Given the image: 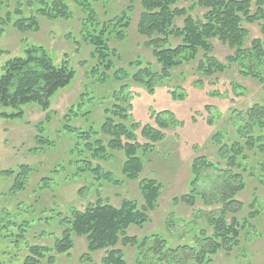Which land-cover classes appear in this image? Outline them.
Listing matches in <instances>:
<instances>
[{"label": "rangeland", "instance_id": "rangeland-1", "mask_svg": "<svg viewBox=\"0 0 264 264\" xmlns=\"http://www.w3.org/2000/svg\"><path fill=\"white\" fill-rule=\"evenodd\" d=\"M196 1L178 0L174 6L186 10L193 18L201 17L204 10L197 7L191 9ZM128 4L125 0H111L104 6L101 3H94L93 6L98 21L102 23L120 14ZM68 5L72 18L54 21L40 19L38 32L20 33L10 25L1 28L0 50L7 54L0 56V74L7 60L22 57L25 49L34 45L42 47L55 65L66 61L74 77L69 86L53 95L46 111L36 104L15 109L0 108V113H22L15 118L0 116V171L14 170L17 173L20 166L29 167L24 189L10 196L9 188L14 175L0 176V193L6 195L4 199L0 198V208L11 213L18 206V213L13 216L15 223L23 219L35 220L25 233L24 243L53 248L61 240L62 232L68 229L66 220L73 210L82 212L97 201L117 208L123 200H129L142 207L144 200L140 181L154 180L161 187L160 196L154 209L147 212L148 221L142 227L130 226L125 234L138 239L159 234L173 249L192 245L198 227H205L203 219L198 217L217 208L206 207L200 200L193 205L179 200L189 192L192 162L205 157L216 167L225 169L217 154L218 147L212 143L211 137L220 131L225 139L224 144H230L236 139L235 127L251 113V109L264 111V82L261 84L257 79L239 72L241 67L248 69L246 62L240 68L232 63L224 71L208 78L198 74L195 71L196 63L191 62L170 70L167 78L160 83L155 81L158 85L150 92L132 77L144 68L154 72L161 70L151 49L145 46L146 39L136 32L141 13L138 0L133 3L131 23L125 30L124 38L118 40L111 36L109 40L114 56L109 58L110 67L105 69L97 58H91L92 49L81 36V30H84L81 23L85 15L75 5ZM183 20L175 18L174 27H182ZM241 28L246 31L242 49L251 48L256 40L264 48L260 22L249 24L243 21ZM168 42L169 47L175 48L179 39L171 37ZM211 46L210 55L222 65L227 64V58L233 55L234 50L218 40H212ZM201 56L202 52L198 59ZM255 65L249 71L258 69L257 74L264 81V62H256ZM198 81L202 85L197 86ZM212 82L214 86L209 85ZM171 91L182 99H172ZM214 92L218 96L210 94ZM161 111L171 112L180 124L167 129L165 138L152 146L151 150L141 148L137 151L136 156L140 158L143 170L138 180L129 181L121 173L126 158L124 150L110 147L109 140L117 137L113 130H106L105 125L108 122L112 126L125 127L143 147L147 140L141 136V129L145 125L155 127L149 114ZM263 116L256 115L252 122L259 118L263 123ZM133 125H137V128L134 129ZM258 134L256 130L254 135ZM45 140L48 144L43 142ZM121 140L125 142L123 137ZM244 153L248 156L247 167L253 177L243 175L245 190L235 199L242 202L245 208L236 217L247 218L250 235L244 237L242 232L238 247L229 254H218L208 264H264V154L257 149L244 150ZM96 169L100 171L95 172ZM220 176L219 171L204 169L197 192L212 196V191L219 186ZM250 212H254L255 216L249 217ZM193 221L198 226H188ZM192 229L194 231L190 233ZM206 232L210 233V230L206 229ZM70 241L72 246L64 254L51 251L39 264L101 263L104 250L89 253L85 238L73 234ZM115 249L123 251L126 264H137L134 248L118 243ZM10 251L9 254L0 253L2 264H8V255L17 257L18 261L28 255L24 251ZM172 256L156 264H193L190 257L185 259L180 252L178 263L177 259L172 262ZM145 263H155L150 253Z\"/></svg>", "mask_w": 264, "mask_h": 264}, {"label": "trees", "instance_id": "trees-1", "mask_svg": "<svg viewBox=\"0 0 264 264\" xmlns=\"http://www.w3.org/2000/svg\"><path fill=\"white\" fill-rule=\"evenodd\" d=\"M109 1L111 0H0V31L3 26L10 25L20 33L38 32L40 19L54 21L72 18L73 14L68 4H73L86 17L81 23L84 28L83 31L81 30V36L92 49L91 58H97L103 69L109 68V58L114 56V51L109 47V40L111 36L118 40L124 38L125 30L131 23L130 17L135 0H125L129 4L120 14L100 23L93 4L101 3L104 6ZM177 1L138 0L141 13L138 16L136 32L146 39L145 46L151 49L161 70L154 72L144 68L132 75L135 82L146 86L151 92L154 86L158 85L157 83L169 76L170 70L191 62L196 63L195 71L207 78L216 72L224 71L232 63L240 68L246 62L248 69L241 67L239 72L244 76L257 79L261 84L264 82L263 78L257 74L258 69L255 68L254 72H250V68H254L256 62H264L263 44L256 40L252 42L251 48L242 49L246 31L241 28L243 21L249 24L260 22L262 33H264V0H197L191 9L197 7L204 10V13L196 18L189 16L186 10L176 8L174 5ZM252 7H254L253 12H251ZM175 18H184L182 27H174ZM171 37L179 39V44L175 48L168 46V39ZM212 40H218L234 50L233 55L227 58V64L222 65L210 55ZM200 52L202 56L198 59ZM3 54L7 52L0 50V56ZM263 73L260 71V74L263 75ZM73 77L74 72L66 61L55 65L42 47L28 46L22 57L11 58L1 67L0 108L15 109L19 106L36 104L42 111H46L53 95L58 90L69 86ZM200 84L202 85L198 81L197 86ZM210 84L215 85L214 82ZM210 94L218 96L216 92ZM170 96L172 99H182L175 91H171ZM115 114L120 116L118 112ZM260 114L264 115V111L251 109V113L242 118V123L235 127L236 139H233L230 144H224L225 139L220 131L211 137L212 143L218 147V157L226 166L224 170L216 167L205 157L193 160L190 167L189 192L179 200L188 205H193L196 200H200L206 207L217 208L203 212L198 217L203 219L205 227H198V231L194 233L192 245H182L173 249L159 234L142 239L128 237L125 234L130 226L142 227L148 221L147 212L154 209L160 196V185L154 180L144 179L140 181V192L144 200L142 207L129 200H123L117 208L97 201L89 204L82 212L73 210L70 218L66 220L68 229L62 232L61 240L56 242L53 248L24 243L25 233L35 220L23 219L20 223H15L13 216L18 213L17 204V208H13L11 213L0 208L1 255L9 254L10 250L17 253L24 251L28 255L21 261H18L17 257L8 255V264H39V261L51 251L64 254L72 246L71 234L85 238L89 253L105 251L100 264H126L123 251L115 249L118 243L135 249L137 264H146L145 260L149 253L155 261L150 264L168 260L169 255H173V262L178 258L179 252L185 259L190 257L193 264H208L220 253L229 254L239 246L242 232L244 237L250 235V231L247 230L250 227L247 218L236 217V214L241 213L245 207L235 198L245 190L243 175L253 177L249 173L251 170L247 167L248 156L244 150L257 149L259 153L264 154V122L260 123L259 118L252 122L255 116ZM21 115V112L0 113L3 118H15ZM149 116L153 119L155 127L145 125L141 129V136L147 140V144L143 147L135 141L132 133L125 127L112 126L108 122L105 125L106 130H113V134L117 137L109 140L110 147L124 150L126 158L122 164L121 173L129 181L138 180L143 170L141 160L136 156L137 151L141 148L151 150L152 146L165 138L164 132L167 129L180 124L169 111L155 114L150 112ZM133 127L136 129L137 125ZM256 130L259 131L257 136L254 135ZM122 137L125 142L121 140ZM43 142L48 144L47 140ZM209 168L219 171L221 180L219 186L212 191V196L207 197L197 192V184L202 171ZM99 171L100 169L95 170V172ZM28 172V166H20L17 173L14 170L0 171V176L14 175L9 196L24 189ZM5 197V193H0V198ZM254 216V212L249 213V217ZM191 224L198 226L196 221L189 223L188 226ZM206 229H209L210 233L206 232ZM16 231L17 233H14ZM193 231L192 229L190 233ZM139 258L140 261H138ZM178 262L179 259H177Z\"/></svg>", "mask_w": 264, "mask_h": 264}]
</instances>
